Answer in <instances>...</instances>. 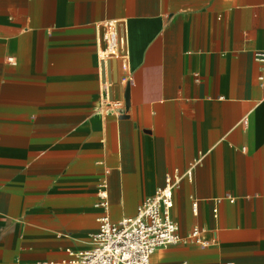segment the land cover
I'll return each instance as SVG.
<instances>
[{
    "label": "crops",
    "instance_id": "0c3cea01",
    "mask_svg": "<svg viewBox=\"0 0 264 264\" xmlns=\"http://www.w3.org/2000/svg\"><path fill=\"white\" fill-rule=\"evenodd\" d=\"M257 52L264 0H0V264H62L102 184L117 222L166 175L181 241L150 264H264Z\"/></svg>",
    "mask_w": 264,
    "mask_h": 264
},
{
    "label": "built area",
    "instance_id": "2783aa9c",
    "mask_svg": "<svg viewBox=\"0 0 264 264\" xmlns=\"http://www.w3.org/2000/svg\"><path fill=\"white\" fill-rule=\"evenodd\" d=\"M99 58L106 60L118 56L119 39L112 22L102 24ZM258 61H264V53L257 52ZM9 61L11 58L8 59ZM105 89V87H104ZM116 106L119 103H115ZM186 175L191 174L188 171ZM174 180V181H173ZM177 178L165 177V185L157 189L137 209V214L117 222L110 220L107 209V192L102 184L98 189L99 205L103 214L98 218V230L90 237V246L81 251H68L70 259L62 264H150V256L158 247L181 241L178 227L171 217L173 185ZM200 230L194 227L189 234L197 238ZM203 243L201 239L197 240Z\"/></svg>",
    "mask_w": 264,
    "mask_h": 264
}]
</instances>
